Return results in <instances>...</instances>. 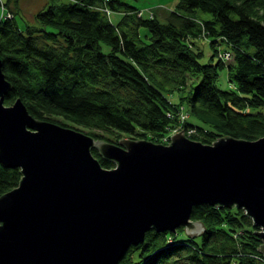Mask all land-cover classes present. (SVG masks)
<instances>
[{
    "label": "trees",
    "instance_id": "trees-1",
    "mask_svg": "<svg viewBox=\"0 0 264 264\" xmlns=\"http://www.w3.org/2000/svg\"><path fill=\"white\" fill-rule=\"evenodd\" d=\"M175 1L167 22L124 0L53 3L24 28L15 14L0 16V59L11 85L6 106L20 99L36 119L114 144L122 135L161 144L181 110L190 114L184 130L195 141L264 137V0ZM101 7L124 15L115 23ZM197 10L211 17L186 14ZM201 38L211 40L212 59L225 42L231 64L203 63ZM224 69L228 89L219 86ZM92 153L103 167L116 166ZM21 178L20 168L0 164V196ZM191 220L205 230L154 228L119 264H264L260 228L244 209L195 204Z\"/></svg>",
    "mask_w": 264,
    "mask_h": 264
},
{
    "label": "water",
    "instance_id": "water-1",
    "mask_svg": "<svg viewBox=\"0 0 264 264\" xmlns=\"http://www.w3.org/2000/svg\"><path fill=\"white\" fill-rule=\"evenodd\" d=\"M1 64L0 164L22 178L0 196V264H119L154 228L201 234L195 204L244 209L264 253V137L114 144L36 119L20 99L6 106Z\"/></svg>",
    "mask_w": 264,
    "mask_h": 264
},
{
    "label": "rangeland",
    "instance_id": "rangeland-1",
    "mask_svg": "<svg viewBox=\"0 0 264 264\" xmlns=\"http://www.w3.org/2000/svg\"><path fill=\"white\" fill-rule=\"evenodd\" d=\"M71 2L73 0H12L8 4V10L15 14L18 24L21 26V28H24L27 24H35L36 20L35 17L41 9L49 7L50 4L53 3H60V2ZM127 3L133 4L137 8L141 10L140 14L144 15V17H150L152 15H155L158 19H160L162 22L168 21V16L170 13L176 9V1L175 0H124ZM6 8V6H5ZM110 8V7H109ZM111 10V9H110ZM2 11H5L2 5H0V16L4 17V13ZM104 12V11H103ZM106 13V12H104ZM189 16L197 17V18H204L207 19L211 17L210 14L203 13L200 10H197L196 13H186ZM107 16H110L111 20L115 23L120 22L122 19L124 13L123 12H116L114 10H111V13H106ZM143 33H146V30H143ZM211 40L209 38H201L197 40V47L199 50H202L203 56L201 58V61L203 63H213L216 64L221 59L222 61L226 63H230L233 61V59L227 60L225 58V55L227 57L228 52L232 54L231 50H228L227 44L224 42L222 44H219L216 49L218 52H215V58L212 59V55L214 54V49L210 46L209 42ZM227 53V54H226ZM233 58V54H232ZM219 86L222 87V89H228L229 84V72L228 69H224L219 71ZM198 85V83H196ZM180 92V91H179ZM188 92V91H187ZM188 94V93H185ZM184 95V94H182ZM170 96V95H169ZM174 98V97H171ZM170 98V99H171ZM14 104V103H13ZM11 104V105H13ZM6 105V104H5ZM7 105V106H11ZM185 112L181 110L179 112V120L176 122V126H174L171 130H169V133L162 138L161 144L169 145L172 140V136L175 133L181 132L183 130L185 132V123L188 120H191L190 114L188 112ZM260 111L264 112V107L260 109ZM86 130V129H84ZM88 130H86L87 132ZM196 130L190 129L188 131V134L195 133ZM97 133V131H96ZM116 138V137H115ZM120 139H131V140H137L136 136L131 135H122L120 138L117 137L118 143ZM217 141V140H216ZM215 142V141H214ZM261 231V229H259Z\"/></svg>",
    "mask_w": 264,
    "mask_h": 264
},
{
    "label": "built area",
    "instance_id": "built-area-1",
    "mask_svg": "<svg viewBox=\"0 0 264 264\" xmlns=\"http://www.w3.org/2000/svg\"><path fill=\"white\" fill-rule=\"evenodd\" d=\"M8 1H12V0H0V5H2V7L4 8V10L5 11H2L3 13H4V17L5 18H13V14L8 10V8H7V2ZM5 6H6V8H5ZM101 10L102 11H104V12H106V13H111V10H110V8L109 7H104V8H102L101 7ZM227 54V53H226ZM225 58L227 59V60H232L233 58H232V54H230L229 52H228V54H227V57H226V55H225Z\"/></svg>",
    "mask_w": 264,
    "mask_h": 264
}]
</instances>
